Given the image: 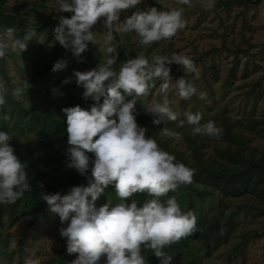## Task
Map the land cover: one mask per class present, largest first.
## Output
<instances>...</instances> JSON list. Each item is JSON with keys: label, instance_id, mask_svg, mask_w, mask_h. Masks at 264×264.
<instances>
[{"label": "rangeland", "instance_id": "1", "mask_svg": "<svg viewBox=\"0 0 264 264\" xmlns=\"http://www.w3.org/2000/svg\"><path fill=\"white\" fill-rule=\"evenodd\" d=\"M54 3L55 0H6L5 5L18 8L22 16L35 23L61 13H72L61 12ZM153 6L165 11L183 7L186 27L171 39L147 46L139 43L135 32L118 33L120 48L116 47L115 37L111 42L118 52L113 69L118 72L126 60L139 54L149 59L154 55L170 57L173 53L189 56L197 67L198 76L186 73L178 64L170 65L173 83L176 78L185 77L197 87V93L189 100H182L174 91H169L167 99L173 110L180 113L179 119H186L184 113L190 112L200 113L202 123L212 120L221 129L226 123L234 124V130L242 129L248 134L250 146L256 149V156L259 157L264 152V0H253L247 6L227 3V0H214V6L210 9L204 6V0H193L191 8L179 5L176 0H161V3L158 0H142L136 7L122 11L120 19L123 21L135 11H144ZM42 26L36 40L30 41L25 51L20 55L9 53L0 60V81L9 89L2 111L10 117L8 120L0 119V130L2 127L9 133H21L22 130L20 143L24 157L34 161L32 170L41 166L44 171L41 181L58 184L69 178V172L54 162L50 155L58 142L68 148V134L41 136L42 127L37 117L47 113L52 103L59 104L62 95L69 96L76 105H85V109H88L87 103L93 98L83 96L84 88L77 84L74 73L98 67L106 54L100 51L98 45L91 43L81 58L63 47L60 49L62 51H58V59L68 62L66 68L39 77L34 73V51L43 45H47L51 51L59 46L58 41L52 40V31L57 25L46 28ZM13 29L17 37L23 36L22 30L17 27ZM4 30H0V34ZM92 30L96 31L98 38L103 37V18L98 20ZM108 82L105 81L106 84ZM159 83L157 81L156 88L147 96L137 97L135 102L137 123L156 128L155 134L146 133V136L154 138L158 143L168 142V149L163 150L174 154L179 162L185 159L193 163L187 141L189 137L204 141L202 151L206 158L217 157L216 145L226 147L225 140L221 137L217 139L193 135L192 126L187 123L183 128L177 127L178 121L166 125L180 133L179 139L161 135L164 123L154 124L153 115L147 112L145 105L163 102ZM17 86L23 89L19 98L12 94ZM9 92L15 100L9 99ZM200 93L205 94L204 98H201ZM132 98L126 96V100ZM102 102L103 97L100 100ZM252 122L260 123L253 128ZM192 183L200 188V192L194 193L196 215L199 217L197 231L210 230L203 218L222 199H225L221 205L225 217L221 220V231H227L230 226L228 220L233 222L232 231L218 244L215 243L217 235L212 232L211 240L191 237L185 244L187 238H184L166 247L164 251L173 257L171 264H264V180L256 187L250 184L248 189L237 196H223L218 189L206 190L195 178ZM71 187L68 186L61 194H67ZM186 187L180 185L172 196L168 195L161 200L177 196L181 209H185ZM110 194L117 197L114 185H109L98 198L100 206L109 200L112 205L119 202L118 197L114 201ZM231 212H235L234 217L230 216ZM63 226L66 223L62 224L59 215L51 211L43 219L27 217L22 213L13 218L3 217L0 220V264H18L20 261V264H25L27 259L38 260L39 264H50V260L58 256V251L64 245V238L59 231ZM143 254L148 264H160L161 258L151 250H144ZM105 260L106 255L101 257L99 264H104Z\"/></svg>", "mask_w": 264, "mask_h": 264}, {"label": "clouds", "instance_id": "2", "mask_svg": "<svg viewBox=\"0 0 264 264\" xmlns=\"http://www.w3.org/2000/svg\"><path fill=\"white\" fill-rule=\"evenodd\" d=\"M142 0H55L54 6L61 12H72L69 18L58 17L59 23L52 31V40L58 41L74 56L88 49L89 43L98 45L106 58L98 67L88 71H75L77 84L84 88L83 96L92 97L90 109L77 105L66 107L68 148L67 167L88 176L91 160V176L87 185L71 187L67 194L42 191L40 197L49 210L59 215L60 235L66 238V251L78 253L71 264H99L106 255L104 264H148L144 250H151L160 257V264H171L173 257L164 249L198 230L197 218L189 210L182 211L175 197H167L180 185L193 182L195 169L176 161L174 154L159 147L157 141L146 136L147 128L137 123L135 102L137 97L147 96L159 83L162 103L145 104L153 115V123H164L161 135L180 138V133L169 129V122H177L183 128L192 126L193 135L219 138L222 129L212 120L202 121L200 113L185 112L186 119L173 110L167 99L170 90L182 100H189L197 93L190 79L179 77L173 83L170 65L175 63L186 73L198 76L194 61L187 55L173 53L170 57L144 55L126 60L119 71L113 69L117 59V48L111 44L114 33L135 32L141 45L171 39L186 27L184 8L158 10L150 7L135 11L121 21V12L141 4ZM161 3V0H158ZM179 5L192 7L193 0H176ZM210 9L214 0H204ZM103 18V37L98 38L93 26ZM37 31L29 28L22 37H17L13 28L0 34V60L9 53L21 54ZM67 61L57 60L51 71L66 68ZM111 78V79H109ZM105 81H109L107 84ZM67 82V80L65 81ZM9 89L0 81V119L10 117L3 112ZM23 89L17 86L13 96L19 98ZM126 96H132L126 100ZM201 98L205 94L200 93ZM101 97L103 102L100 103ZM9 132L0 130V204H12L26 190H31L26 174L25 162L16 154ZM94 154V158L89 154ZM109 185L115 186L119 202L112 201L97 207L96 201ZM43 187V185H41ZM136 193H147L151 199L138 206L132 199ZM131 198V199H129ZM25 264H39L27 259Z\"/></svg>", "mask_w": 264, "mask_h": 264}, {"label": "trees", "instance_id": "3", "mask_svg": "<svg viewBox=\"0 0 264 264\" xmlns=\"http://www.w3.org/2000/svg\"><path fill=\"white\" fill-rule=\"evenodd\" d=\"M252 1L253 0H227V3L247 6ZM5 4L6 0H0V30L17 27L25 33L29 28H35L38 33L43 24H46L42 26L43 28L56 26L59 23L58 17L60 15L69 18L73 15V13H61L49 17L47 20L42 19L40 22L35 23L22 16L21 11L18 8H9ZM114 37L116 47L120 48L118 34L114 33ZM62 48L63 46L59 44L57 48H54L51 51L47 45H43L39 50H35L33 53L34 73L39 77L47 76L50 73L54 62L59 60L58 51H62L60 50ZM9 99L15 100L10 92ZM94 103L96 102L90 99L87 103L88 109H90ZM74 106H77L74 99L64 95L60 98L59 104L56 102L52 103V107L47 113L40 115V118L37 117L38 123H40V126L42 127L40 135H52L58 137L60 133H67L66 113L63 109ZM80 106L85 108V105ZM259 123L260 122H252V127L256 128V125L258 126ZM262 124H264V122ZM233 126L234 124L230 123L224 125L220 137L225 140L227 146L222 148L219 145H216L217 157L211 156L206 158L205 152L202 151L205 145L204 141L201 142L198 138L189 137L187 141L188 147L192 151L191 155L193 163L190 164L187 160L182 159V163L195 169L193 178L199 182L200 186H203L206 190L207 188L210 190L218 189L223 196H237L241 194L243 190L248 189L250 184H253L254 187H256L264 180V152L257 157L256 149L250 146L251 139L248 137V134L242 129H240L241 131L234 130ZM144 127L147 128L146 133L155 134V127H147V125ZM1 130L5 131V128L2 127ZM52 131H54V134H51ZM20 132L22 133V130H20ZM21 133H10L12 136L10 144L14 148L15 154L25 162L26 174L29 177L31 190H26L24 194L12 204H0V220L3 217L13 218L17 216L18 213H22L27 217H33L34 219H43L47 216L50 210L47 203L40 197L42 191L48 193H63L68 186L87 185L88 179L91 176V160L88 176L81 175L74 168H68L66 156L67 148L58 142L55 150L50 155V158L54 162L59 163L69 172V178L58 184L42 182L41 176L44 173L43 168L41 166H36V168L32 170L31 167L34 165V161L32 158H25L23 155V148L20 143ZM157 134L158 133H156V136ZM158 144L162 149H168V142L159 141ZM89 155L94 158V154L90 153ZM41 185H43V187H41ZM185 186H187V199L184 202L185 209H182V211L187 212L191 210L198 219L199 217L196 215L197 210L195 208L196 201L194 193L200 192V188L193 185V183ZM173 193V191H170L168 195L172 196ZM110 196L116 201L117 197L115 195L110 194ZM162 198L164 197H161V199ZM175 198L179 201L177 196H175ZM132 199H135L138 206H140L146 200L151 199V197L147 193H136ZM224 200L225 199L220 200L217 207L211 213L205 214L203 218V220L208 223L210 230H204L203 232L195 231L187 237L185 244H187L188 238L191 237H203L207 240H211L212 232H215L217 235V238H215L216 244H218L221 239L227 238L232 231L233 222L231 223V220H228L227 223H230V226L227 231H221V220L225 217L224 209L221 207ZM96 206L100 207L98 200L96 201ZM230 216L234 217L235 212H231ZM77 256L78 253L70 254L66 251V238H64L63 247L58 251V256L50 260V264H71ZM20 263L22 262L20 261L18 264Z\"/></svg>", "mask_w": 264, "mask_h": 264}]
</instances>
